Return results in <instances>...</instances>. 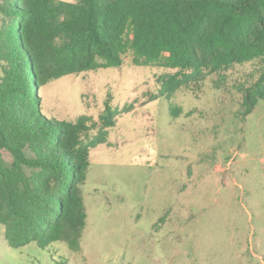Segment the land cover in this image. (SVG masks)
<instances>
[{"label":"rangeland","instance_id":"374dc122","mask_svg":"<svg viewBox=\"0 0 264 264\" xmlns=\"http://www.w3.org/2000/svg\"><path fill=\"white\" fill-rule=\"evenodd\" d=\"M133 58L128 51L120 67L37 89L48 119L91 118L84 142L97 134L106 101L120 113L106 143L89 153L81 250L63 242L13 249L0 225V264H264V100L243 119L238 89L252 85L264 63L232 66L168 102L151 96L174 70ZM127 105L133 109L122 113Z\"/></svg>","mask_w":264,"mask_h":264},{"label":"trees","instance_id":"16d2710c","mask_svg":"<svg viewBox=\"0 0 264 264\" xmlns=\"http://www.w3.org/2000/svg\"><path fill=\"white\" fill-rule=\"evenodd\" d=\"M0 16V225L13 249L63 242L81 250L89 153L106 143L120 113L106 101L97 134L84 142L91 118L48 119L38 88L120 67L131 51L134 64L174 70L151 96L169 102L232 66L264 63V0H0ZM238 87L245 119L264 100V73ZM169 110L181 113L174 104Z\"/></svg>","mask_w":264,"mask_h":264}]
</instances>
